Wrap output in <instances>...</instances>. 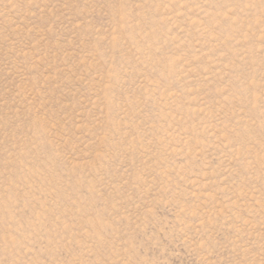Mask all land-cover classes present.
<instances>
[{
	"label": "rangeland",
	"instance_id": "obj_1",
	"mask_svg": "<svg viewBox=\"0 0 264 264\" xmlns=\"http://www.w3.org/2000/svg\"><path fill=\"white\" fill-rule=\"evenodd\" d=\"M0 264H264V0H0Z\"/></svg>",
	"mask_w": 264,
	"mask_h": 264
}]
</instances>
